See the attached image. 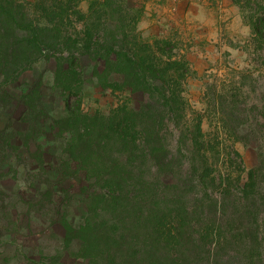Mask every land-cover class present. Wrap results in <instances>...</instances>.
Wrapping results in <instances>:
<instances>
[{
	"label": "rangeland",
	"instance_id": "1",
	"mask_svg": "<svg viewBox=\"0 0 264 264\" xmlns=\"http://www.w3.org/2000/svg\"><path fill=\"white\" fill-rule=\"evenodd\" d=\"M16 2L26 6L29 17L53 28L58 46L55 58L16 73L0 94V264H90L77 237L83 217L91 211L119 222L128 214L107 197L104 181L100 186L85 172L99 168L107 178L109 162L90 164L92 155L100 149L104 159H115L127 152L109 122L131 95L114 91L113 85L122 82L114 70L98 78L94 55L96 50L107 54L98 44L115 38L134 49L150 47L156 63L187 64L192 73L185 86L189 117H204V131L219 137L221 149L230 152L227 132L210 105L239 86L249 92L250 106L264 105V46H258L252 28L259 18L264 25V0ZM99 36L103 41H97ZM88 41L92 55H84ZM235 149L248 166L254 164L250 151L241 145ZM68 156L85 159L87 166ZM116 168L127 169L124 163ZM261 223L264 236V214ZM104 252L93 254L95 262L104 264Z\"/></svg>",
	"mask_w": 264,
	"mask_h": 264
},
{
	"label": "trees",
	"instance_id": "2",
	"mask_svg": "<svg viewBox=\"0 0 264 264\" xmlns=\"http://www.w3.org/2000/svg\"><path fill=\"white\" fill-rule=\"evenodd\" d=\"M25 8L16 0H0V94L16 73L57 54L53 28L29 17ZM262 22L259 18L252 26L260 47ZM87 35L92 38L91 31ZM98 47L107 52L94 55L98 78L114 70L122 76L114 91L131 95L109 122L127 152L115 159H104L100 149L92 155L90 164L109 162L107 178L99 168L85 172L100 186L104 181L107 197L128 214L119 222L91 211L83 217L77 232L86 248L83 258L98 264L93 254L104 249V264H264V105L250 106L243 86H231L210 105L227 132L228 152L219 137L204 131V117H189L185 86L192 73L187 64L156 63L150 47L134 49L115 38ZM85 48L88 55L89 41ZM68 52L74 55L71 46ZM102 137L100 129L99 145ZM236 145L251 152L252 166ZM68 159L87 166L83 158ZM121 163L125 173L116 168ZM161 186L167 188L162 194Z\"/></svg>",
	"mask_w": 264,
	"mask_h": 264
}]
</instances>
